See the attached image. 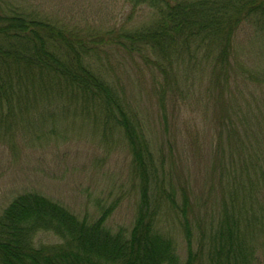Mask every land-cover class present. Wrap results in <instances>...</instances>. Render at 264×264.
I'll list each match as a JSON object with an SVG mask.
<instances>
[{
    "label": "rangeland",
    "instance_id": "1",
    "mask_svg": "<svg viewBox=\"0 0 264 264\" xmlns=\"http://www.w3.org/2000/svg\"><path fill=\"white\" fill-rule=\"evenodd\" d=\"M154 4L155 0H0L6 12L18 10L85 39L105 36V50L95 46L85 60L124 94L129 111L137 113L167 193L158 206V230L174 238L184 260L185 234L171 199L181 201L180 185H190L198 217L203 208V219L205 214L216 219L222 186L239 175L252 192L256 212L264 217V179L258 177L264 171V16L260 13L237 30L228 84L216 87L209 70L187 65L186 71L173 76L178 85L174 82L171 88L137 52L110 42L118 33L156 24ZM57 82L56 98L42 95L40 101L0 106V215L16 196L35 191L80 218L96 220L109 210L106 225L129 233L142 181L124 129L105 114L101 101H85L67 82ZM220 149L227 156L223 178L216 167ZM155 177L151 187L157 190ZM212 184L218 186L209 200ZM58 240L54 232L41 231L35 241L40 245ZM254 243L257 264H264V229Z\"/></svg>",
    "mask_w": 264,
    "mask_h": 264
},
{
    "label": "trees",
    "instance_id": "2",
    "mask_svg": "<svg viewBox=\"0 0 264 264\" xmlns=\"http://www.w3.org/2000/svg\"><path fill=\"white\" fill-rule=\"evenodd\" d=\"M156 1V24L124 35L118 33L110 42L137 52L146 66L163 74L171 88L174 82L178 85L173 76L177 78L187 65L209 70L216 87L228 84L236 32L243 22L254 20L260 13L264 16V0ZM104 38L85 39L71 29L0 8V106L11 108L13 101H40L42 95L56 98L59 88L56 90L58 82L54 81L67 82L85 101H101L105 114L124 129L142 181L138 211L129 233L114 232L106 225L109 210L91 220L78 217L38 192L19 194L0 215V264H257L258 246L254 242L264 229V217L256 212L252 192L244 187L239 175L222 186L221 212L216 219L207 218L206 210L203 219V208L198 217L197 204L187 188L190 185H180V202L168 194L185 234L184 260L174 238L158 230V206L167 193L143 126L137 113L129 111L124 94L113 89L85 60L95 46L100 50L105 47L101 44ZM202 51H206L204 55ZM219 152L216 167L222 170L223 178L227 156L222 149ZM154 175L157 190L151 187ZM258 177L264 179V171ZM217 186L211 185L209 200L216 195ZM41 231H52L59 240L37 245L35 240Z\"/></svg>",
    "mask_w": 264,
    "mask_h": 264
}]
</instances>
